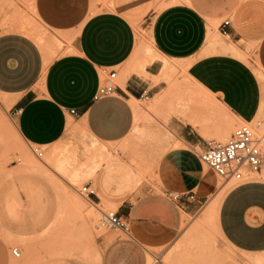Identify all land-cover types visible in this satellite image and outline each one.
<instances>
[{"label": "crops", "instance_id": "1", "mask_svg": "<svg viewBox=\"0 0 264 264\" xmlns=\"http://www.w3.org/2000/svg\"><path fill=\"white\" fill-rule=\"evenodd\" d=\"M32 1L39 22L65 36L59 41L68 42V52L49 59L32 37L0 32V94L12 105L15 132L23 141L52 146L78 126L102 146L105 160L95 172L99 187L88 196L97 206L103 190L123 192L141 183L135 163L113 157L110 146L131 133L134 100H152L165 92L163 82L154 84L129 72L120 83L115 81L114 94L93 99L106 73L115 71L116 77L130 68L137 25L159 54L187 64L192 84L208 93L227 124L234 118L249 121L264 108V0H106L103 6L95 0ZM225 19L228 36L219 29ZM216 33L225 38L219 42L223 50L212 41ZM251 44L254 55L249 57ZM158 68V62L146 67L150 74ZM185 85L175 89L181 107L175 114H168L167 99L154 104L166 116L165 124L148 113L159 123L161 138L167 131L166 147L156 160L152 184L112 201L128 229L107 235L103 264H147L149 253L172 244L188 216L218 190L214 172L199 160L208 140L192 124L201 122L187 113ZM145 119V128L155 126ZM168 192L181 198L174 201ZM188 193L194 198L185 197ZM214 226L230 249L251 256L264 253V179L227 187L218 200Z\"/></svg>", "mask_w": 264, "mask_h": 264}, {"label": "rangeland", "instance_id": "2", "mask_svg": "<svg viewBox=\"0 0 264 264\" xmlns=\"http://www.w3.org/2000/svg\"><path fill=\"white\" fill-rule=\"evenodd\" d=\"M95 2L103 6L106 0ZM19 28H29V32ZM135 30L137 46L129 63L130 68L122 75L118 73L115 81L120 83L125 74L140 71L154 84L163 82L165 92L152 100L140 99V112L135 115L131 133L121 144L119 141L110 146L113 157L133 166L135 163L141 183L124 188L123 192H116L113 187L103 190L100 194L102 202L98 206L86 195H81L79 190L87 182H91V188L98 190L95 172L105 160L101 154L102 146L76 126L73 133L66 131L57 144L39 146L42 155L38 157L33 152L35 145L16 135L12 105L0 94V264H103L104 250L109 243L106 237L119 230L101 226V212L115 211V201L130 196L143 184H152L155 163L166 147L168 133L165 130L161 138L159 123L148 113L152 112L157 120L162 119L165 124L166 116H161L154 104L167 99L164 105L168 114H175L181 108L180 96L175 89L184 87L191 78L187 73V64L159 54L147 31L138 25ZM10 31H21L35 39L49 59L68 52V46L64 47L68 42L59 41L65 36L50 32L39 22L32 0H0V32ZM222 39L225 38L216 33L212 41L218 43ZM246 51L249 57L253 56L254 45L247 46ZM155 62L159 63L158 72L150 74L146 67ZM170 88L174 90L165 97ZM263 112L264 108L256 117ZM215 114L210 116L209 113L199 126L190 122L206 140L224 142L243 121L234 118L227 124L222 114ZM145 118L155 126L145 128ZM255 132L262 138L264 154V127L255 129ZM243 174L244 180L264 179V160L260 172L244 170ZM214 176L219 189L226 180ZM236 183L231 179L224 185L229 187ZM210 201L188 216L172 244L150 252L147 264H264V253L258 256L242 254L222 241L214 226L215 212L208 213ZM74 203L82 206L83 215L91 213L92 218H87L88 229L83 227L76 215H70L72 212L68 204L71 206ZM13 248L19 250L18 257L13 256Z\"/></svg>", "mask_w": 264, "mask_h": 264}, {"label": "built area", "instance_id": "3", "mask_svg": "<svg viewBox=\"0 0 264 264\" xmlns=\"http://www.w3.org/2000/svg\"><path fill=\"white\" fill-rule=\"evenodd\" d=\"M229 24V19H225L219 26L221 34L228 36L226 27ZM105 72V70H102ZM107 79L98 85L97 90L93 96L94 100L105 96L114 94L116 90L115 71L106 73ZM146 98V96H145ZM71 114H75V110H70ZM264 127V113L258 118L254 116L251 120L237 125L229 137L224 142H217L209 140L206 148L199 153V160L214 174L224 180L233 179L235 182H243V171L259 172L261 170L264 154L262 151V138L255 132L256 128ZM35 155L40 157L42 151L39 146L35 145L33 148ZM81 195L87 197L95 193L94 188H91L89 182L85 183L79 190ZM167 195L174 201H177L181 196L177 193H167ZM188 199H193L194 194L188 193ZM100 218V225L104 227L114 228L116 230L126 231L128 229L127 221L118 215L113 210L102 211ZM14 256L19 255V250L12 249Z\"/></svg>", "mask_w": 264, "mask_h": 264}, {"label": "bare ground", "instance_id": "4", "mask_svg": "<svg viewBox=\"0 0 264 264\" xmlns=\"http://www.w3.org/2000/svg\"><path fill=\"white\" fill-rule=\"evenodd\" d=\"M10 1V0H9ZM12 16V15H11ZM20 16V15H19ZM18 18V17H17ZM10 20V19H8ZM18 21V20H17ZM19 30H22L23 32L27 31L29 32V28L25 29V28H19ZM18 30V31H19ZM21 32V31H20ZM29 34V33H28ZM36 38V37H35ZM37 39V38H36ZM40 42V41H39ZM217 46H219L222 50L225 48V45L221 44V43H216ZM140 72V71H139ZM190 80V79H189ZM193 81H189L187 82V84L185 85V89L187 91V102H186V110L187 113L189 115H191L194 119H196L197 121L199 120L200 122H203V120L205 118L208 117L209 113L210 116L212 114L218 113L219 108L218 107H214V103L212 100H210V98L208 97V93L206 91H203V89L201 88H197V85L192 84ZM133 108L136 112V114L138 113L140 107L138 105V101L134 100L133 101ZM220 109L222 111V113H224V109L222 106H220ZM140 112V111H139ZM216 115V114H215ZM261 128V127H259ZM256 128V129H259ZM52 152V151H51ZM103 154V153H102ZM53 156V155H52ZM45 165H48L46 162H43ZM29 165V164H28ZM28 167V166H27ZM44 170V169H43ZM260 172V171H259ZM229 181H231V179L226 180L224 182H222L223 186H221L218 191L216 192V194L214 195V197L212 198V200L210 201V205L208 206V213L211 212H215L216 211V207L218 204V200L220 198V196L222 195V193L224 192V190L227 188V186H225L224 184L228 183ZM87 197V196H86ZM88 198V197H87ZM77 200V199H76ZM79 202V201H78ZM69 208L71 210L72 213L76 215L79 218V221L81 222V224L83 225L84 228H87V218H92L91 217V213H88L87 215H83L81 213V205L78 203H74L70 206ZM86 214V213H85ZM94 216V215H93ZM210 216V215H208ZM90 220V219H89ZM95 221V220H94ZM212 221V220H211ZM91 224V223H90ZM17 249V248H16ZM12 252V250H11ZM20 255V252H19ZM18 255V256H19ZM14 256V255H13ZM15 256V257H18ZM150 262V257H148V263Z\"/></svg>", "mask_w": 264, "mask_h": 264}]
</instances>
